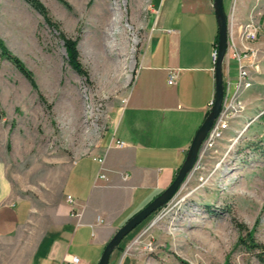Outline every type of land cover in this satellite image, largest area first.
<instances>
[{
    "label": "rangeland",
    "instance_id": "obj_1",
    "mask_svg": "<svg viewBox=\"0 0 264 264\" xmlns=\"http://www.w3.org/2000/svg\"><path fill=\"white\" fill-rule=\"evenodd\" d=\"M40 1L79 39L90 80L70 67L58 31L38 11L24 0H0V40L36 83L0 51V175L24 204L23 239L31 244L66 202L72 164L95 151L126 104L157 20L151 4L162 0ZM233 2L224 0L227 15ZM240 2L239 20L253 16L260 28V67L243 95L246 110L175 200L129 234L110 264H264L241 244H252L251 234L264 244V0ZM8 251L13 247L0 242V264H14Z\"/></svg>",
    "mask_w": 264,
    "mask_h": 264
},
{
    "label": "crops",
    "instance_id": "obj_2",
    "mask_svg": "<svg viewBox=\"0 0 264 264\" xmlns=\"http://www.w3.org/2000/svg\"><path fill=\"white\" fill-rule=\"evenodd\" d=\"M151 7L157 20L126 104L95 151L72 164L63 196L75 202L66 200L34 244L23 239L24 204L0 175V242L13 247L4 257L14 264H74V257L78 264H99L117 231L163 193L184 164L215 100L218 17L214 0H162ZM243 11L240 2V17ZM237 76V62L225 60V88Z\"/></svg>",
    "mask_w": 264,
    "mask_h": 264
},
{
    "label": "built area",
    "instance_id": "obj_3",
    "mask_svg": "<svg viewBox=\"0 0 264 264\" xmlns=\"http://www.w3.org/2000/svg\"><path fill=\"white\" fill-rule=\"evenodd\" d=\"M233 1V6L228 15V50L226 60H235L237 62L238 76L235 83L232 84L229 82L225 88V100L221 114L209 132L200 151L198 161L187 180L190 178L191 174L198 169L204 155L208 151L213 150L217 144L225 138L226 133L232 129L231 124L241 118L244 114L246 103L243 95L246 91L252 88L254 83L253 74L259 71L260 64L257 62L259 50L255 47L260 31L258 22L253 16L247 21L241 22L238 18L237 0ZM218 55L219 51L217 47L213 53L215 64ZM175 83L176 74L173 71L170 75L169 84L174 85ZM213 105L214 101L212 102L211 107H213ZM118 145L122 147L124 146V143L118 142ZM177 195L168 205L160 210L162 211L169 206L175 200ZM67 201L70 204H74V198L72 196H68ZM72 262L78 264L80 260L79 258L74 257L72 258Z\"/></svg>",
    "mask_w": 264,
    "mask_h": 264
},
{
    "label": "water",
    "instance_id": "obj_4",
    "mask_svg": "<svg viewBox=\"0 0 264 264\" xmlns=\"http://www.w3.org/2000/svg\"><path fill=\"white\" fill-rule=\"evenodd\" d=\"M214 8L218 17L219 24V42H218V59L215 68L216 94L214 105L205 119L203 125L198 130L187 155L184 164L181 166L178 175L172 184L158 197H156L147 207L141 210L131 218L123 227H121L111 241L107 244L99 264H110L113 253L121 246L124 239L131 234L138 226L153 216L161 208L168 205L170 201L178 194L188 176L193 171L202 146L211 131L214 123L219 118L224 100L225 85L223 77V65L226 60L228 50V15L224 10V0H214Z\"/></svg>",
    "mask_w": 264,
    "mask_h": 264
},
{
    "label": "trees",
    "instance_id": "obj_5",
    "mask_svg": "<svg viewBox=\"0 0 264 264\" xmlns=\"http://www.w3.org/2000/svg\"><path fill=\"white\" fill-rule=\"evenodd\" d=\"M24 1H26L33 9H35L36 11L40 13V15L44 19L45 24L48 27H50L51 29L55 31H58L59 38L63 42V47L67 53L68 64L76 73H78L80 76H82L87 81H89L90 73L84 66L82 59H81V53L79 50V39H75L73 37L68 36L61 29L60 24L53 18L49 9L40 0H24ZM59 1L62 4L69 6L66 0H59ZM0 51H1V55L3 58L10 61L33 84V86H36L32 72L27 69L25 64L16 55H14L11 51L8 50V48L4 45V43L1 40H0ZM144 223L142 224L144 225ZM249 237L252 241V244L247 243L245 240H241L242 241L241 244H244L245 246H247V248H249L251 252L257 253L258 251V257L260 258L262 262H264V257L262 255V253L264 252V244L257 243L254 240L252 234L249 235ZM120 248H122V244L118 249Z\"/></svg>",
    "mask_w": 264,
    "mask_h": 264
}]
</instances>
